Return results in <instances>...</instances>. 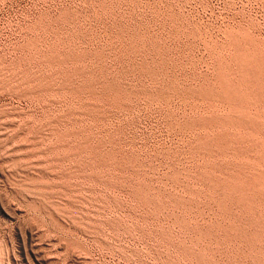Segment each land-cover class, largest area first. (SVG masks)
Masks as SVG:
<instances>
[{
	"label": "rangeland",
	"instance_id": "374dc122",
	"mask_svg": "<svg viewBox=\"0 0 264 264\" xmlns=\"http://www.w3.org/2000/svg\"><path fill=\"white\" fill-rule=\"evenodd\" d=\"M0 264H264V0H0Z\"/></svg>",
	"mask_w": 264,
	"mask_h": 264
},
{
	"label": "bare ground",
	"instance_id": "6f19581e",
	"mask_svg": "<svg viewBox=\"0 0 264 264\" xmlns=\"http://www.w3.org/2000/svg\"><path fill=\"white\" fill-rule=\"evenodd\" d=\"M48 116V115H47ZM70 133V132H69ZM84 164V163H83Z\"/></svg>",
	"mask_w": 264,
	"mask_h": 264
}]
</instances>
